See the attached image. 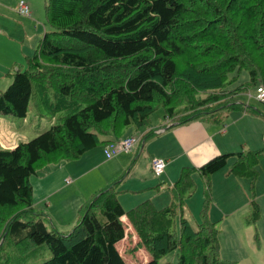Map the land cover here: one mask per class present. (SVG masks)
Here are the masks:
<instances>
[{"label":"trees","instance_id":"16d2710c","mask_svg":"<svg viewBox=\"0 0 264 264\" xmlns=\"http://www.w3.org/2000/svg\"><path fill=\"white\" fill-rule=\"evenodd\" d=\"M45 16L49 30L35 54L10 73L0 114L26 119L35 97L65 116L29 142L0 148V250L45 246L52 257L41 264H127L117 244L137 236L133 253L146 247V264L174 252L178 264H239L220 255V232L209 219L212 177L234 158L228 175L255 184L264 147L183 168L169 188L172 203L162 209L148 200L126 210L117 179L81 207L67 234L48 229L31 179L42 168L129 137L125 130L146 126L158 104L176 125H224L233 111L264 118L239 101L264 86V0H47ZM244 70L249 81L232 89ZM156 134L146 133L142 144ZM197 174L206 191L195 228L184 207ZM253 198L250 223L256 224L261 206L255 192ZM177 219L179 232L173 231Z\"/></svg>","mask_w":264,"mask_h":264},{"label":"crops","instance_id":"0c3cea01","mask_svg":"<svg viewBox=\"0 0 264 264\" xmlns=\"http://www.w3.org/2000/svg\"><path fill=\"white\" fill-rule=\"evenodd\" d=\"M21 1L29 4L30 17H22L19 14ZM46 2L47 0H0V94L12 83L10 73L16 71L28 57L35 54L47 32ZM27 121L28 117L18 120L13 116L0 114V148L14 149L25 142L21 139L20 133L21 129H26ZM226 121L224 125L209 122L176 125L164 116L163 121L148 126L143 131L131 127L125 136L143 138L150 131L155 134L158 130L163 132L156 134L146 144H142L141 141L130 153H118L114 156L113 149H106L108 146L103 144L79 160L59 164L57 174L47 176L52 179V183L60 186L45 195L47 207L54 211L59 201L56 198L59 195L57 193L63 191L70 193L69 190L73 187L74 194L77 193L75 213L78 214L81 207L96 193L117 179H122L118 189L119 200L123 207L124 199L127 197L130 199L126 201H130L132 207L145 200H151L155 204L154 195L163 194L165 187L169 190L179 178L183 168H199L223 153L227 154L240 148H243L241 151L246 150L250 148L247 135L251 132L256 134V128L259 131L264 130L262 124L264 118L251 116L242 111H233ZM241 133L244 138L241 137ZM117 142L119 141L115 143ZM154 159H163L167 163L165 172L160 176L163 180H157L153 175ZM230 179L231 177L226 178L225 181L229 182ZM160 202L166 204L168 199L165 198ZM73 222H76V219ZM130 230L133 233L134 230ZM133 237V240H138L137 236ZM260 264H264V261H260Z\"/></svg>","mask_w":264,"mask_h":264},{"label":"rangeland","instance_id":"374dc122","mask_svg":"<svg viewBox=\"0 0 264 264\" xmlns=\"http://www.w3.org/2000/svg\"><path fill=\"white\" fill-rule=\"evenodd\" d=\"M47 29L49 30L48 25ZM247 81H249V74L244 70L240 75L239 81L231 87L234 89ZM257 90L258 88H252L249 92L241 94L239 96V101L244 104H252L264 112V103L257 99ZM231 114H233V112L229 113V115ZM63 116H65L64 113L54 115L49 108L40 104L38 100L33 97L31 99L30 112L26 123L27 127L26 129H21V139L25 142L35 139L43 132L50 129L53 124L60 123V119ZM164 116V107L158 104L150 121L139 130L143 131L148 126L160 123L163 121ZM262 124L264 127V121ZM131 129L136 128L133 127ZM255 131L256 134L251 132L247 135L246 139L250 142L248 146L250 148L246 150H259L264 147V130L259 131V129L256 128ZM125 132L127 134L129 129H126ZM239 133L240 132H238V134ZM240 135L244 138L242 133ZM115 142L106 144L108 146L106 149L112 150L116 146ZM242 149L240 148L239 150L227 153L239 152ZM234 162L235 159L231 158L228 166L214 178L212 177L213 202L209 210V219L216 223V227L220 232L219 242L221 258L232 262H238L239 264H260V261H264V159L259 166L260 175L255 184H253V181L250 179L228 175ZM58 168H60L59 165H50L40 169L37 175L32 177L31 182L34 187V203L36 207L48 215L49 219H45L48 229L67 234L77 224V219L79 217V212L78 214L75 213L77 205V193L74 194L73 192L75 188L71 187V185L69 186L71 187L69 190L70 193L66 191L57 193L59 195L56 198L59 201L54 211L48 209L45 200V195L47 193H52L60 187L52 183V179L47 177L48 175L56 173L59 170ZM154 177L157 180H163V178L155 175ZM229 177H231L230 181H225L226 178ZM195 181L197 186L186 194L184 214L191 224L195 228H198L201 222L200 215L205 202L206 186L203 178L199 174L195 176ZM165 189L162 191L163 194L154 195L155 205L159 209L165 208L172 203L171 192ZM254 192L256 193V200L261 206V216L256 224L250 223L251 219L253 220L251 202L254 199ZM165 198L168 199V202L166 204H161L160 201ZM126 199L130 198L127 197L124 199V208L126 210H130L141 204L138 203L132 207V204H130L131 202L126 201ZM55 217L56 219H54ZM75 219L76 222H73ZM124 222L128 227L127 232L129 233L132 226L128 224L127 220ZM173 227V231L177 230V232H179V219L176 220V224H174ZM133 238L134 237L127 236L124 241L117 244V248L121 251L127 264H146L151 259V255L144 246L133 253V247L138 242V240L135 241ZM51 257L52 254L50 250L45 246L41 248L32 247L28 250H24L22 247L7 245L3 250H0V264H41L51 259ZM178 259V252H174L160 259V264H178Z\"/></svg>","mask_w":264,"mask_h":264},{"label":"built area","instance_id":"2783aa9c","mask_svg":"<svg viewBox=\"0 0 264 264\" xmlns=\"http://www.w3.org/2000/svg\"><path fill=\"white\" fill-rule=\"evenodd\" d=\"M19 14L22 17H30L31 9L26 1H21L18 9ZM257 99L264 103V86H261L257 90ZM163 130H158L156 133L160 134ZM140 136H131L120 140L112 150V154L115 156L118 153H130L136 146L142 141ZM167 163L163 159H154L152 162V170L155 176L160 177L165 172Z\"/></svg>","mask_w":264,"mask_h":264}]
</instances>
